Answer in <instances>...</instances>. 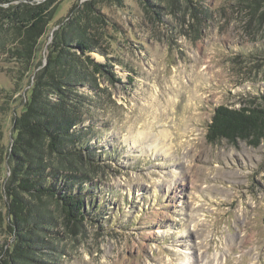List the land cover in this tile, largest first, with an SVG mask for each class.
I'll use <instances>...</instances> for the list:
<instances>
[{"label": "rangeland", "instance_id": "374dc122", "mask_svg": "<svg viewBox=\"0 0 264 264\" xmlns=\"http://www.w3.org/2000/svg\"><path fill=\"white\" fill-rule=\"evenodd\" d=\"M83 1H57L47 42ZM101 9L116 31L106 57L91 54L106 66L100 91L80 88L94 98L85 220L66 228L49 205L54 223L27 264H264V137L206 140L219 106L264 109V0H197L193 15L165 12L161 24L131 0ZM17 71L1 52L2 215L15 91L26 85Z\"/></svg>", "mask_w": 264, "mask_h": 264}, {"label": "trees", "instance_id": "16d2710c", "mask_svg": "<svg viewBox=\"0 0 264 264\" xmlns=\"http://www.w3.org/2000/svg\"><path fill=\"white\" fill-rule=\"evenodd\" d=\"M58 0H0V53L18 65L26 85L11 114V149L6 155L9 175L2 193L0 264H27L38 244V233L54 223V204L66 228L85 220L83 185L89 183L93 160L83 125L90 120L91 95L100 91L98 79L106 66L91 56L106 57L114 24L102 6L123 7L130 0H86L71 6L52 34L50 24ZM153 23L165 12L196 11L197 0H131ZM45 59V65L43 60ZM264 137V109L219 106L207 127L206 140L229 143L247 140L254 146ZM2 196L0 195V199ZM11 240V241H9Z\"/></svg>", "mask_w": 264, "mask_h": 264}, {"label": "water", "instance_id": "95a60500", "mask_svg": "<svg viewBox=\"0 0 264 264\" xmlns=\"http://www.w3.org/2000/svg\"><path fill=\"white\" fill-rule=\"evenodd\" d=\"M35 1H36V3H41V2H44L45 0H35ZM51 40H52V35H50V38H49V41H48L47 44H49L51 42ZM44 65H45V59L43 60V65L42 66H44Z\"/></svg>", "mask_w": 264, "mask_h": 264}, {"label": "bare ground", "instance_id": "6f19581e", "mask_svg": "<svg viewBox=\"0 0 264 264\" xmlns=\"http://www.w3.org/2000/svg\"><path fill=\"white\" fill-rule=\"evenodd\" d=\"M133 141H134V138H133ZM148 147H149V148H151V147H152V148H153V147L156 148V144L154 143V141H150V144H148Z\"/></svg>", "mask_w": 264, "mask_h": 264}]
</instances>
